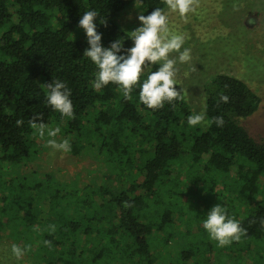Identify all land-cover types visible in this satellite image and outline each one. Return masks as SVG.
<instances>
[{"label": "trees", "instance_id": "16d2710c", "mask_svg": "<svg viewBox=\"0 0 264 264\" xmlns=\"http://www.w3.org/2000/svg\"><path fill=\"white\" fill-rule=\"evenodd\" d=\"M133 4L0 0V228L24 248L36 243L35 253L45 256L47 264H157L160 246L172 238L173 223L184 217L178 209L175 218L173 206L192 205L194 191L203 202V215L220 204L240 222L247 235L231 245L242 243L244 255L247 250L250 255L252 246L264 244V139L255 140L241 120L256 111L259 98L239 78L214 74L202 83L201 112L206 121L222 116L225 123L190 127L188 116L200 112L186 98L153 111L139 102V85L131 100L111 83L94 90L97 69L83 55L89 45L78 22L86 11L96 10L102 46L120 39L127 49L130 32L117 19ZM157 7H165L162 0H143L140 14ZM55 80L71 90L72 119L47 104L45 84ZM220 94L229 101L220 102ZM36 114H42L47 128H61L58 136L70 140L73 154L101 157L108 184L66 189L49 174L27 178L20 169L42 143L30 126ZM17 119L23 125L17 126ZM117 179L125 183L116 186ZM126 201L132 206L124 207ZM49 225L55 226L54 233ZM242 261L252 262L248 256Z\"/></svg>", "mask_w": 264, "mask_h": 264}, {"label": "rangeland", "instance_id": "374dc122", "mask_svg": "<svg viewBox=\"0 0 264 264\" xmlns=\"http://www.w3.org/2000/svg\"><path fill=\"white\" fill-rule=\"evenodd\" d=\"M140 11L133 4L117 20L131 32L140 26L137 19ZM169 26L173 32L186 37L183 47L191 49V61L177 63L176 77L191 108L202 111L204 100L201 87L206 79L217 73L233 75L245 82L259 98L256 111L241 120V124L255 140L264 139V0H200L196 12L188 15L187 23L178 14L171 13ZM47 139L49 137L45 134L35 158L21 167L27 178H34L31 173L37 176L49 174L59 181V188L66 189L72 186L94 189L108 184L106 166L101 157L87 151L79 154L55 151L46 146ZM55 139L58 142L63 140L59 136ZM12 173L18 174L17 167ZM115 181L113 184L116 186L125 183L123 179ZM190 196L192 205L177 206L176 203L173 206L176 208L174 217L179 210L184 217L173 223L169 242L160 244L157 264H245L242 260L247 256L252 261L248 264H264V244L252 246L250 255L248 250L244 255L242 243L217 247L203 228L207 216L199 208L203 202L199 201L200 197L194 191H190ZM41 205L45 212L46 205ZM70 209L75 216L73 208ZM22 243L16 242L6 228H0V264H47L45 256L35 253L36 243H32L21 259H16L11 247L16 244L24 248ZM181 256L188 257L179 261Z\"/></svg>", "mask_w": 264, "mask_h": 264}, {"label": "clouds", "instance_id": "9594fccd", "mask_svg": "<svg viewBox=\"0 0 264 264\" xmlns=\"http://www.w3.org/2000/svg\"><path fill=\"white\" fill-rule=\"evenodd\" d=\"M165 8L157 7L148 15L139 14L137 19L140 26L130 32L129 39L133 46L125 49L123 41L115 40L109 47L101 44V34L96 30L95 20L99 16L96 10L86 11L78 22L86 34L89 47L83 55L87 57L97 71L92 83L94 90H100L107 85L114 84L123 95L124 99L131 100L134 88L139 85V102L147 109L153 111L162 109L165 104H173L175 101L185 99L181 91L177 90V63L187 64L191 61V49L184 48L186 37L175 33L169 26V14L176 13L185 23L188 15L195 13L200 0H162ZM134 7L142 8L143 0H134ZM100 23L107 26L105 18ZM120 53V54H118ZM175 54V56L173 55ZM156 67L155 71H151ZM147 71L146 78L145 70ZM48 89L47 104L61 117L74 118V107L70 100L71 90L67 85L55 80L45 84ZM220 102L227 103L229 97L220 94ZM42 114L34 115L30 120V126L40 138L47 134L46 146L63 153L71 152L69 139L57 141L55 138L60 134L61 128H47L42 122ZM39 121V123L37 122ZM187 122L190 127L206 124L210 127L215 124L223 127L225 121L222 116H216L206 121V112L195 113L188 116ZM23 119H17L16 125H23ZM129 202H124V207H131ZM51 233L56 231L54 225H49ZM203 228L211 241L216 242L217 247L230 246L233 242H240L247 230L240 226V222L230 217L225 207L217 204L207 213L203 222ZM43 244L51 247V241L44 240ZM30 246L21 248L13 244L12 255L21 259Z\"/></svg>", "mask_w": 264, "mask_h": 264}]
</instances>
